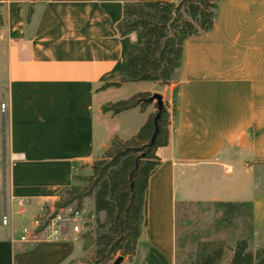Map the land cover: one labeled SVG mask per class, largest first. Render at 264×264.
<instances>
[{"label":"crops","instance_id":"1","mask_svg":"<svg viewBox=\"0 0 264 264\" xmlns=\"http://www.w3.org/2000/svg\"><path fill=\"white\" fill-rule=\"evenodd\" d=\"M125 1L0 0V102L8 104L6 115L0 112V195L8 215L7 224L0 220V264H82L87 250L94 253L82 230L28 239L23 231L54 207L79 168H91L114 137L126 139L125 130L135 128L117 131L113 123L128 114L141 126L157 109L153 101L145 110L103 111L110 94L129 83L132 93L160 92L169 104L174 96L176 111L148 181L147 225L136 253L120 264H176L182 195L251 200V246H264V187L257 188L264 177V0H220L214 28L185 40L175 82L102 87L125 70L136 39L117 29ZM196 179L218 187L190 197ZM18 197L26 199L21 212Z\"/></svg>","mask_w":264,"mask_h":264},{"label":"trees","instance_id":"2","mask_svg":"<svg viewBox=\"0 0 264 264\" xmlns=\"http://www.w3.org/2000/svg\"><path fill=\"white\" fill-rule=\"evenodd\" d=\"M220 0H128L117 23L120 35L134 33V45L125 56L126 68L117 80L102 87L120 86L125 82L155 81L170 84L178 79L183 47L190 35L214 28ZM150 91H138L128 98L109 101L103 111L116 114L132 107L145 110L152 102ZM157 107V105H156ZM169 103L158 118L157 109L148 115L130 138L114 137L102 156L91 164L85 184L74 183L63 188L54 202V210L36 229L41 231L47 219L61 207L74 205L82 209L85 199L93 200L94 226L82 234L92 240L94 254L85 264H110L119 255L131 258L137 250L138 238L147 225L148 181L162 163L157 150L168 143V127L172 113ZM76 176H74V180ZM222 208L215 221L212 237L198 241L190 264H264V246L252 249L254 206L251 200L214 201Z\"/></svg>","mask_w":264,"mask_h":264},{"label":"rangeland","instance_id":"3","mask_svg":"<svg viewBox=\"0 0 264 264\" xmlns=\"http://www.w3.org/2000/svg\"><path fill=\"white\" fill-rule=\"evenodd\" d=\"M135 83H129L123 89H116L113 91V93L110 94V97L113 101H117L123 98L130 97L133 93V89L135 88ZM173 99L170 101V107H173L174 99L175 97H172ZM121 121L117 123H113V129H116L117 131H124L123 129H132L133 130H125L129 131L125 136V138L132 137L140 128V124L138 126H135L136 118H129V115H123L121 117ZM100 133L101 130H100ZM99 134V133H98ZM1 139V134H0ZM0 171H2V164H0ZM91 173V168L85 167V168H79L76 171V179L75 183L78 184H85L86 182V176H88ZM208 181V180H207ZM202 180L196 179V182L193 184H190L188 189L186 190L187 195L192 197L195 195L196 192L199 191V188L205 187L204 191L199 192H206L210 193L211 191L215 190L218 187V184L216 183V180L205 182L204 184H200ZM237 186V184H235ZM264 187V177L261 176V180L259 183V186L257 188ZM234 191V190H233ZM239 193V190L234 192L236 195ZM230 196H233V193L230 194ZM3 196L0 195V217L1 221L3 218ZM84 214L83 219L81 222V228H82V234L86 232H90L93 229L94 226V214H93V200L91 198H86L83 208ZM54 210L53 208H48V210L43 215V221L46 220V218L52 213ZM3 213V214H2ZM222 216V208H217L214 204V202L205 201V199L202 200H190L185 197V195H182L181 198L176 203V218H177V228H176V252H177V259L176 264H190L189 260L191 259L192 255L195 252L197 243L199 240L204 238L212 237L213 233V227L215 224V221L218 220ZM43 221L41 222V225L43 224ZM40 234L46 233L44 227L39 232ZM94 253H92L90 250L86 251L84 260L82 261V264H85L87 261H89ZM113 261L110 263L112 264ZM68 264H71L69 262ZM79 264V263H75Z\"/></svg>","mask_w":264,"mask_h":264},{"label":"built area","instance_id":"4","mask_svg":"<svg viewBox=\"0 0 264 264\" xmlns=\"http://www.w3.org/2000/svg\"><path fill=\"white\" fill-rule=\"evenodd\" d=\"M8 111L7 102H0V112L3 116L6 115ZM5 139L4 136L0 139V163L5 162ZM0 183H1V172H0ZM16 204L19 206V211H22V208L26 202V199L23 197H18L15 199ZM84 210L77 209L74 205H68L66 207H61L55 214L50 216L47 219L46 226L44 227L48 236L52 238H60L64 235V230L66 228H71L74 232H80L81 222L83 219ZM43 221V215L34 218L33 220V228H24V236L23 239H28L30 236H35L37 233L36 229L41 226V222ZM8 215L6 213L3 214L2 223L7 224ZM45 220L43 221V223Z\"/></svg>","mask_w":264,"mask_h":264},{"label":"water","instance_id":"5","mask_svg":"<svg viewBox=\"0 0 264 264\" xmlns=\"http://www.w3.org/2000/svg\"><path fill=\"white\" fill-rule=\"evenodd\" d=\"M147 100L150 102L155 101L156 105H157V112H156L155 117H154L155 130H154V133L152 134L150 142H149V145H151L154 142V139H155V136L157 133L158 118H159V116H160V114L164 108V100H163V96L160 92H153L152 95ZM122 260H123V255H119L114 259L112 264H120L122 262Z\"/></svg>","mask_w":264,"mask_h":264}]
</instances>
